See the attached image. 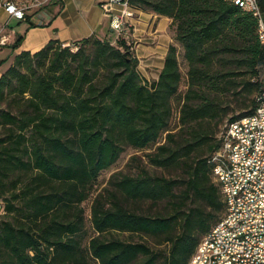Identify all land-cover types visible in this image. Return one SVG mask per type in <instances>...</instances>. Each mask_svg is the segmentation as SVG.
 <instances>
[{
  "label": "trees",
  "instance_id": "16d2710c",
  "mask_svg": "<svg viewBox=\"0 0 264 264\" xmlns=\"http://www.w3.org/2000/svg\"><path fill=\"white\" fill-rule=\"evenodd\" d=\"M128 3L172 19L157 79L142 75L125 37L96 34L76 51L58 39L23 51L0 77V264H188L226 213L212 157L225 125L264 99L258 19L229 0ZM154 146L147 161L162 174L114 172L93 200L86 241L83 203L101 173L126 148Z\"/></svg>",
  "mask_w": 264,
  "mask_h": 264
},
{
  "label": "built area",
  "instance_id": "2783aa9c",
  "mask_svg": "<svg viewBox=\"0 0 264 264\" xmlns=\"http://www.w3.org/2000/svg\"><path fill=\"white\" fill-rule=\"evenodd\" d=\"M259 22V37L264 44V13L260 0H229ZM55 0H0V12L7 18L0 20V46H11L12 19L42 26L44 14ZM115 6L120 9L115 10ZM112 14L111 26L118 37H126L132 19L136 17L128 0H110L103 5ZM114 12V13H113ZM72 51L78 44H64ZM264 98V96H263ZM259 116L232 125L228 122L220 134L221 147L213 154L214 174L221 183L226 213L222 220L200 241L188 264L196 256L205 257L210 247L217 246L216 236L224 237L220 255L212 256L211 264H264V107ZM5 203L0 199V215L5 214ZM236 237L250 239V247L236 244Z\"/></svg>",
  "mask_w": 264,
  "mask_h": 264
},
{
  "label": "crops",
  "instance_id": "0c3cea01",
  "mask_svg": "<svg viewBox=\"0 0 264 264\" xmlns=\"http://www.w3.org/2000/svg\"><path fill=\"white\" fill-rule=\"evenodd\" d=\"M110 0H55L44 14L42 26L26 24L21 35L24 39L19 47L14 49L16 55L23 51L35 53L48 44L51 39H58L63 44H78L85 38L96 34L102 38L114 39L115 33L111 26L112 14L106 13L103 5ZM120 6H115V10ZM5 14L4 20L7 18ZM114 13V12H113ZM172 19L167 16H159L152 12L136 9V17L132 19L127 36L135 38L134 54L142 62L143 58L149 65L158 64L155 69L149 68L147 75L150 79L158 78L164 66L165 56L171 43H174V35L165 34ZM18 35L13 36L15 42ZM167 40V42H166ZM163 58V61H162ZM2 73H0L1 77Z\"/></svg>",
  "mask_w": 264,
  "mask_h": 264
},
{
  "label": "rangeland",
  "instance_id": "374dc122",
  "mask_svg": "<svg viewBox=\"0 0 264 264\" xmlns=\"http://www.w3.org/2000/svg\"><path fill=\"white\" fill-rule=\"evenodd\" d=\"M4 18H5V14L3 12H0V20H4ZM26 24H27V22H25V21H18L16 19H12L9 23V26H10V29L12 30L13 34L16 36V35L22 34V31L24 30ZM29 25H31V24H29ZM164 33L165 34L167 33L169 35H174V28L172 27L171 24L169 25V27L167 28V30ZM117 39H118V36L115 34V38L112 39V41L115 43ZM129 41L131 42V45L134 47L136 44L135 43L136 39L130 38ZM166 42H167V40H166ZM81 43L82 42H80V44ZM132 50L134 52V48H132ZM183 51L184 50H183L182 46L179 45V61H180V65H181L183 75H184L183 84L181 86V94H183L186 91L187 81H188V77H187L188 64H187V62L183 56ZM15 57H16V53H15L13 47H11V46H0V73L3 74L8 68H10L12 66V64L14 63ZM162 61H163V58H162ZM158 67H159L158 64L149 65L148 62L145 61V58H143V61L139 62L138 69L141 73H144L147 75L146 71H148L149 68H153V69H155V71H153V72H155L153 74V76H154L157 73L156 69H158ZM261 71H262V75L264 76V66L261 68ZM154 79H157V78H153L151 76L149 80H154ZM226 122H227V119L224 121L223 124L220 125V129L223 128V126ZM177 124H178V117L176 114L175 118L173 119V126L176 128ZM155 147L156 146L152 147V149H148L145 151H137L131 147H128L122 153V155L120 156L118 161L110 169L105 170L101 173L98 181L95 184V189H94L93 194L90 196V198L88 200H86L83 203V206L85 208V216H86V226H85L86 231H87V240L86 241H88L90 236L96 234L94 229H93L92 222H91V207L93 204V200H94L95 196L100 191H103V189L108 186V181L114 172L124 171L125 173H129L131 175H136L139 171V167H141V165H144L145 168H147L151 173L162 174L163 171L161 169L155 168L153 165H151L147 161L146 154L148 152L153 151L155 149ZM134 155H138L139 157H141L143 162L141 163V161L139 159L138 160H132V157ZM6 196H8V195H6ZM141 209L144 212H149V211H151V204L149 202L142 203ZM2 216H4V214ZM120 236L123 239L141 240V238H139L137 236L133 238L127 233L121 234ZM150 242H151V244L155 250L156 249H162V247L163 248L166 247V245H163V246L162 245H156V244H154L153 241H150ZM92 264H98V263L93 261Z\"/></svg>",
  "mask_w": 264,
  "mask_h": 264
},
{
  "label": "bare ground",
  "instance_id": "6f19581e",
  "mask_svg": "<svg viewBox=\"0 0 264 264\" xmlns=\"http://www.w3.org/2000/svg\"><path fill=\"white\" fill-rule=\"evenodd\" d=\"M258 107H264V99L261 100V103H259ZM256 116H259V108H256L253 114L239 118L238 120L232 121L231 124L240 125L241 123H244L245 121L254 119ZM216 244L217 246L210 247V253H205L204 258L203 256H196V258L193 260V264H211L212 256L220 255L219 246H224V237L216 236ZM236 244H242V247H250V239H243V237H236Z\"/></svg>",
  "mask_w": 264,
  "mask_h": 264
}]
</instances>
